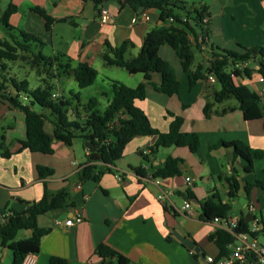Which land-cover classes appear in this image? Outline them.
Returning <instances> with one entry per match:
<instances>
[{
    "label": "crops",
    "instance_id": "obj_1",
    "mask_svg": "<svg viewBox=\"0 0 264 264\" xmlns=\"http://www.w3.org/2000/svg\"><path fill=\"white\" fill-rule=\"evenodd\" d=\"M178 1L185 3L187 9L204 8L205 17L208 18L206 24L202 23L206 32L202 31L201 25L193 22L196 35L191 36L192 42L196 44V37L198 39L202 33L207 36L205 48L195 50L193 69L199 63L206 68L212 59L213 49L217 50L218 47L241 52L252 47H264V0ZM10 2L17 7L9 18L10 29L39 35L43 39L42 44L51 46L50 54H45L43 48H37V52L53 58L52 64L44 66L41 63L43 68L38 70L43 83L63 82L61 94L53 91L58 97L62 95L63 99L69 100L66 95L72 98V93L79 92L80 116H83L82 105L93 97L98 98L101 110L108 105L113 95L112 80L131 87L146 80L144 73H131L125 68L107 65L102 58L105 42L119 46L123 41L130 40L133 45L125 54L130 59L138 54L145 36L152 29L171 24L170 17L164 18L160 9H146L143 15L129 5H121L118 0H104L100 5H95L91 0ZM35 6L43 8L56 19L50 29L46 19L33 10ZM104 9L111 13L106 22L102 21ZM176 12L180 16L186 14L180 9ZM10 35L15 36L13 33ZM167 46L170 45H162L159 54L175 68L180 81L179 94L169 96L157 91L150 83L146 98L137 100L136 104L145 111L152 125L161 131L168 130L170 113L182 116L183 130L195 131L200 136L201 147L196 153L181 146L160 147L153 153L156 135L133 138L127 144L124 155L110 166L111 170L106 169L100 159H91L90 150L80 138L74 139L71 145L54 139V152L50 154L32 152L21 149V143L27 138L25 113L5 101L0 103V142L3 141L6 149L12 152L9 157H4L1 155L3 150H0V217L17 201L27 205L39 201L44 194V182L52 192L63 188L68 191L66 206L38 216V225L49 229V232L42 237L39 251L32 253L35 264H104L96 253L99 243H105L126 255L132 263L196 264V258L189 253L186 245L175 236L172 240L167 239L174 229L195 240L206 254L218 255V247L208 239L209 234L217 229L216 223L199 218L200 202L217 188L198 185L194 175L208 170L211 173L208 181L215 176L221 181L226 176L235 175L242 184L263 177L264 174L258 176L255 170L246 173L243 160L234 156L232 147L211 149L210 145L221 140H240L250 147L264 148V121L262 118L246 120L235 98L217 102L215 92L221 85L217 79L211 82L212 76L208 80L200 79L190 87L181 59L171 46V49ZM30 55L28 53L27 56ZM260 59L264 60V56L257 53L248 60L246 66L252 69L250 77L233 78L236 84H250L257 94L264 87V81L257 71ZM80 62H87L98 70L95 82L84 88L79 87L74 76V68ZM227 70L231 71L232 66ZM151 81L159 84L161 75L152 73ZM29 88H32L30 84ZM7 93L17 94L12 82L7 84ZM19 95L23 103L29 102L25 93L19 92ZM71 109L70 113L74 115L78 111L73 110V106ZM44 114L48 117L45 130L52 135L53 117ZM169 156L183 158L181 175L153 177V173ZM223 157L231 163L230 175L221 170ZM38 164L53 168L54 174L40 178ZM87 164L96 165L97 171L103 170L98 181L81 180L79 172ZM138 167L144 168L143 175L137 173ZM187 177H191V184L187 182ZM188 191L192 192L191 197L187 196ZM160 194H164L165 199H160ZM262 199L264 203V191L254 187L248 203H255L262 210ZM184 200L192 203V209L188 212L175 215L164 207L165 204L180 207ZM247 205L241 216L235 219L246 218ZM78 215L83 216L82 222L76 220ZM69 218L74 219L73 224L65 225ZM55 219L63 223L58 225ZM246 222L250 227L251 221ZM261 223L264 224V221ZM20 231L17 239H20ZM31 234L30 229L25 230L22 238ZM13 258V250L8 244L0 245V264H12ZM52 258H59L62 262L53 263Z\"/></svg>",
    "mask_w": 264,
    "mask_h": 264
},
{
    "label": "trees",
    "instance_id": "obj_2",
    "mask_svg": "<svg viewBox=\"0 0 264 264\" xmlns=\"http://www.w3.org/2000/svg\"><path fill=\"white\" fill-rule=\"evenodd\" d=\"M87 1V0H85ZM95 5H100L104 0H91ZM121 5H129L137 13L146 9L157 8L162 11L164 18L174 17V22L168 26H159L152 29L144 38L143 45L138 54L127 59L125 54L133 45L130 40H125L119 46H113L108 41L105 42V49L102 58L107 65L125 68L131 73H144L145 81L138 86L131 87L123 82L112 80V98L108 105L101 110L98 98L93 97L82 105L83 116L79 111V92H74L73 97L77 100V113L71 114L67 106L71 102L63 98H53L52 84L45 81L43 85L35 88H29L28 81L20 83L16 81L0 78V103L5 101L10 106L21 109L26 117L27 138L21 144V149H29L32 152L53 153V140L56 139L67 145H71L76 138L82 139L85 143L91 141L98 145L97 151L100 161L106 169L111 170V165L115 164L125 152L127 144L136 136L156 135L157 141L152 146V152L155 153L160 147L181 146L187 147L193 153H196L201 147V139L195 131H184V118L180 115L170 113L171 121L167 131H161L154 127L145 113V111L136 104L137 100H143L147 96V86L152 83L157 91L163 92L169 96L178 95L180 92V81L177 77L175 68L166 59L159 54L162 45H170L182 61L183 70L188 74L189 86L193 87L200 79L208 80L214 76L221 87L215 92V100L222 102L229 98H235L239 102L240 109L246 120L262 118L264 121V102L259 95L249 86L243 83L236 84L233 81L234 76H251L252 69L242 66V62L253 58L254 54L264 56V47H252L241 52L238 50H229L219 48L213 49L212 59L205 68L202 64H195V50L201 49V44L196 37V44L190 39L196 35L193 22L202 27V19L205 17L206 10L194 8L187 9L185 3L178 0H118ZM177 9L183 10L192 21L183 22L181 16L176 12ZM17 10V7L10 2L3 16L6 27L11 28L9 23L10 16ZM33 10L41 14L47 22L50 29L51 23L56 19L49 16L41 7H33ZM192 14H194L192 16ZM207 29L202 31L206 32ZM23 37L30 41L34 39L43 43V41L32 33L20 31ZM15 37V36H13ZM31 44H22L17 42V46L0 39V66L4 71L8 70L6 61H16L20 58H26L30 53L32 61L42 63L44 66L52 64L51 57H46L42 52H33ZM20 50V51H19ZM232 66V70L227 68ZM52 67V65H51ZM75 78L80 88L93 84L98 76V70L87 62H80L74 68ZM258 73L264 77V60H259ZM159 73L161 82L159 84L151 81V74ZM12 82L17 90L16 95L7 93V84ZM19 92L25 93L29 102L23 103ZM63 102V103H61ZM39 105L50 109L53 117V133L50 135L45 130V121L48 117L34 106ZM72 110V109H71ZM220 146L232 147L234 156L243 160V169L246 173H253L255 170V161L264 159V148H253L240 140L224 141L211 144V149ZM1 155L9 157L12 152L7 150L4 142H0ZM184 160L181 157H167L166 161L157 168L153 177H174L181 175V165ZM137 173L143 175V167L136 169ZM37 173L40 178H46L54 174V169L45 165H37ZM103 170H98L96 165L87 164L79 172L81 180L92 179L98 181ZM228 184L227 194L229 198H235L241 189L244 190L248 199H250L252 189L260 187L264 191V176L256 178L253 182L245 181L244 184L235 175L226 176ZM44 194L39 201L33 202L29 208L18 212L14 206L8 208L9 215L3 221L0 217V245H7L13 250L14 258L12 264H22L27 254L37 253L41 246V239L49 232V229L38 225V216L52 209L67 205L68 191L66 189L52 192L44 182ZM187 196L191 197L192 192L188 191ZM165 209L177 215L178 211L165 204ZM231 206L221 200L218 191L213 192L209 197L200 202V215L202 221L209 222L215 217H228ZM5 213V212H4ZM31 230L29 237L17 239V233L20 230ZM250 227L245 219L241 218V223L237 228L238 232L249 231ZM256 234H260L257 232ZM168 240L174 239L170 232L167 235ZM209 241L213 242L219 249L217 257H222L230 253L229 244L235 241V235L226 229H216L208 236ZM96 253L103 259L104 264H137L124 254L110 247L105 243H99L96 247ZM201 253L206 252L201 249ZM200 253L194 257L197 259ZM53 263H61L59 258H52Z\"/></svg>",
    "mask_w": 264,
    "mask_h": 264
},
{
    "label": "rangeland",
    "instance_id": "obj_3",
    "mask_svg": "<svg viewBox=\"0 0 264 264\" xmlns=\"http://www.w3.org/2000/svg\"><path fill=\"white\" fill-rule=\"evenodd\" d=\"M10 3V0H0V18L3 14V12L7 9L8 5ZM10 33H13L15 37L10 35ZM38 36L42 41V37ZM0 39L3 41H8L9 43L16 45L17 42H20L22 44H31L33 52L37 53V48H43V51L45 54H50L51 52V46L49 44H42L39 41H36L34 39H31L30 41H27L23 35L18 30L9 29L6 27L4 21L0 19ZM168 48L170 46H167ZM171 49V48H169ZM20 51V50H19ZM33 56H27L26 58H20L16 61H6L8 65V70L4 71L1 69L0 66V78L3 80L4 78L8 80H14L17 83H20L22 80H27L30 84V87H38L40 85H43V81L41 79L40 74L38 73V70L42 69L43 66L39 62L32 61ZM40 68V69H39ZM247 83V82H246ZM52 88L53 91L58 92V94H61L60 87H63V82H53ZM247 86H249L252 90L253 87L247 83ZM67 94V93H66ZM66 97L71 102V106L73 108L77 107V100L74 98H70L68 95ZM65 97V98H66ZM60 99L63 98L62 95L59 97ZM71 106H67L68 110L71 111ZM37 111L47 113L51 115L50 109L46 107H41L39 105H36ZM70 113V112H69ZM221 163L223 164V168L221 169L223 173L226 175H230V170L232 168L231 163L229 160H227L225 157L221 159ZM255 171L258 174V176H262L264 174V161H259L255 163ZM201 174L194 175L195 181L200 186H206L209 189H212L216 186L217 191L219 192L220 198L223 202L228 203L231 206V210L228 213V216H231L233 218H238L241 216L242 212L245 209V205L248 204L249 200L245 195L244 190H240L238 193V196L235 198H229L227 191H228V184L225 182V179L219 180L217 176L214 177V179H211L208 181V178L210 177L211 173L208 170H201ZM262 201V210L256 211V216L261 220L264 221V203L263 199ZM177 230V229H176ZM25 230H21L20 234L18 235V238L23 237V233ZM260 241H264V235L262 233L259 234ZM210 254V253H207Z\"/></svg>",
    "mask_w": 264,
    "mask_h": 264
},
{
    "label": "built area",
    "instance_id": "obj_4",
    "mask_svg": "<svg viewBox=\"0 0 264 264\" xmlns=\"http://www.w3.org/2000/svg\"><path fill=\"white\" fill-rule=\"evenodd\" d=\"M143 15H145V11H142ZM111 13L109 10H103V17L102 21L106 22ZM183 22L192 21L191 17L187 14L181 16ZM174 17H170L171 23L174 22ZM208 22V18L204 17L202 19V23L206 24ZM198 42L201 44V48H205V44L207 42V36L202 33L198 38ZM248 61L242 62V66L247 65ZM211 82H214L216 78L212 76L210 78ZM261 80L264 81V77L261 76ZM259 97L264 102V87L259 91ZM53 98H58L57 94H53ZM121 179V176H119ZM187 182L191 184L192 179L191 177H187ZM160 199H165L164 194L159 195ZM178 212H188L192 209V203L190 200H184L180 207H175ZM259 208L255 203H248L247 211L248 213L252 214L254 218L251 220V226L249 231H242L238 232L237 228L241 223V219H235L233 217H224L219 218L215 217L212 221L216 223L217 229H226L232 232L235 235V241L229 244L230 253L222 256L217 257V255L206 254L203 256H199L196 259V264H249L251 262H258L260 264H264V241H260L259 234L257 232H261L264 235V224L261 223V220L256 216V211ZM9 215V212L6 211L2 214L3 221ZM76 220L82 222L84 220L82 215H78ZM74 219L69 218L67 219L64 224L65 225H72ZM55 223L60 225L63 222L60 219H55ZM189 253L191 255H195L196 252L194 249H189ZM22 264H35V258L32 253L27 254L25 259L23 260Z\"/></svg>",
    "mask_w": 264,
    "mask_h": 264
},
{
    "label": "water",
    "instance_id": "obj_5",
    "mask_svg": "<svg viewBox=\"0 0 264 264\" xmlns=\"http://www.w3.org/2000/svg\"><path fill=\"white\" fill-rule=\"evenodd\" d=\"M63 103V102H61ZM86 146L88 147V149L90 150V157L92 160H99L100 156L98 154L97 148L98 145H96L95 143L88 141L86 142ZM14 208L18 211V212H22L23 210L27 209L30 207V205H27L25 202H21V201H17L13 204ZM250 216V217H249ZM254 218L253 215H251L250 213H247L246 216V221H251ZM173 235L179 240L181 241L184 245H186L189 249H194L196 252L200 253L201 256H203V254L201 253V248L200 246L197 244V242L195 240H193L191 237L186 236V235H182L181 233H179L177 230H173Z\"/></svg>",
    "mask_w": 264,
    "mask_h": 264
}]
</instances>
